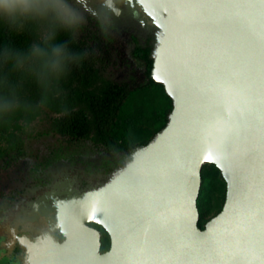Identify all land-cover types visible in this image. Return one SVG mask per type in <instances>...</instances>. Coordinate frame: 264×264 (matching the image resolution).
Returning a JSON list of instances; mask_svg holds the SVG:
<instances>
[{"label":"water","instance_id":"obj_1","mask_svg":"<svg viewBox=\"0 0 264 264\" xmlns=\"http://www.w3.org/2000/svg\"><path fill=\"white\" fill-rule=\"evenodd\" d=\"M123 1L152 21V76L173 99L169 121L62 207L50 232L16 236L19 264H264V0ZM100 5L119 19L112 2ZM206 163L227 194L202 227ZM92 222L110 234L108 250Z\"/></svg>","mask_w":264,"mask_h":264},{"label":"trees","instance_id":"obj_2","mask_svg":"<svg viewBox=\"0 0 264 264\" xmlns=\"http://www.w3.org/2000/svg\"><path fill=\"white\" fill-rule=\"evenodd\" d=\"M57 1L0 0V210L4 181L41 138L36 167L62 149L89 148L123 156L119 169L167 125L173 109L164 84L152 76V34L123 36L111 18L82 5L65 14ZM155 86L164 95L159 107L131 106L133 92ZM42 119L47 125L38 130ZM202 174L201 195L207 182L225 203L221 170L206 163Z\"/></svg>","mask_w":264,"mask_h":264},{"label":"flooded vegetation","instance_id":"obj_3","mask_svg":"<svg viewBox=\"0 0 264 264\" xmlns=\"http://www.w3.org/2000/svg\"><path fill=\"white\" fill-rule=\"evenodd\" d=\"M102 1H110L122 10L119 19L109 9L100 7ZM57 4L65 14H74V7L82 5L102 19L109 17L126 37L138 35L142 40L151 35V19L147 18L145 22L146 15L141 14L139 9L129 8L123 0H58ZM63 5H68V8ZM40 143L36 144L28 157L23 156L18 160L16 169L3 183L7 193L0 210V264L21 262L24 249L16 241V236L34 238L50 232V223L57 220L62 207L82 199L88 192L103 185L124 159L121 155L97 149L66 148L60 154L51 153L46 166L36 167L39 156L43 154ZM57 146L50 148L52 150ZM200 211L201 222L204 212L201 208ZM89 224L101 233V251L108 250L111 246L108 231L98 223ZM55 237L64 239L58 231Z\"/></svg>","mask_w":264,"mask_h":264},{"label":"rangeland","instance_id":"obj_4","mask_svg":"<svg viewBox=\"0 0 264 264\" xmlns=\"http://www.w3.org/2000/svg\"><path fill=\"white\" fill-rule=\"evenodd\" d=\"M65 7L68 8V5ZM162 101H164V95L162 89L161 87L155 86L152 89H148L145 91L143 90L140 92H133L131 106L135 105L137 108L139 106L140 107L142 106L147 110H152L153 108H155L154 105L159 107L162 104ZM37 123H38L37 125L38 130L42 129L47 125V123L44 122V119H42V121ZM41 140L42 138L40 139V142ZM219 200L220 202L217 200L215 196L211 195V187H209L208 183L206 182L203 193L200 196V201H199L200 206L204 212V220L202 221L203 224L219 211L222 203H224V195H222L219 198ZM209 201H211L210 206H208L207 204V202Z\"/></svg>","mask_w":264,"mask_h":264}]
</instances>
